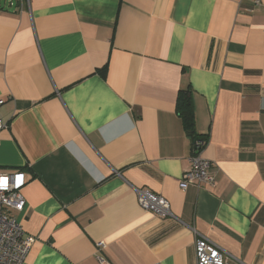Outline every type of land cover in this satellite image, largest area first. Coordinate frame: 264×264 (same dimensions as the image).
I'll return each instance as SVG.
<instances>
[{
	"label": "crops",
	"instance_id": "0c3cea01",
	"mask_svg": "<svg viewBox=\"0 0 264 264\" xmlns=\"http://www.w3.org/2000/svg\"><path fill=\"white\" fill-rule=\"evenodd\" d=\"M190 91L214 186L180 187ZM0 174L21 172L24 264H264V0H0ZM165 198L172 216L138 203Z\"/></svg>",
	"mask_w": 264,
	"mask_h": 264
},
{
	"label": "built area",
	"instance_id": "2783aa9c",
	"mask_svg": "<svg viewBox=\"0 0 264 264\" xmlns=\"http://www.w3.org/2000/svg\"><path fill=\"white\" fill-rule=\"evenodd\" d=\"M261 0H256L259 5ZM4 100L0 98V106ZM8 128V124L0 116V132ZM209 141L204 137H197L192 141V155L190 168L182 178L180 187L186 191L191 185L214 186L216 174L212 171L211 161L204 158L203 154ZM6 180V185L3 181ZM27 181L21 172L12 174H0V264H24L36 238L27 234L21 223L14 216L16 213H24L26 200L23 189ZM138 203L143 210L153 212L157 217L168 218L172 216L168 201L160 195L147 190H138ZM106 248L105 243L97 244V260L99 264H110L102 256ZM196 264H239L232 261L224 251L204 237H199L195 243Z\"/></svg>",
	"mask_w": 264,
	"mask_h": 264
},
{
	"label": "trees",
	"instance_id": "16d2710c",
	"mask_svg": "<svg viewBox=\"0 0 264 264\" xmlns=\"http://www.w3.org/2000/svg\"><path fill=\"white\" fill-rule=\"evenodd\" d=\"M177 103L179 116L183 121L186 131L191 136L193 141L199 136L195 131L193 102L190 96V91H181Z\"/></svg>",
	"mask_w": 264,
	"mask_h": 264
},
{
	"label": "snow or ice",
	"instance_id": "6c2138e0",
	"mask_svg": "<svg viewBox=\"0 0 264 264\" xmlns=\"http://www.w3.org/2000/svg\"><path fill=\"white\" fill-rule=\"evenodd\" d=\"M2 183H3V185H6L7 181H6V180H4Z\"/></svg>",
	"mask_w": 264,
	"mask_h": 264
}]
</instances>
